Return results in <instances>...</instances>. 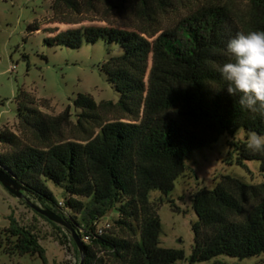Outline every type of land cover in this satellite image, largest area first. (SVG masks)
<instances>
[{
    "label": "trees",
    "instance_id": "obj_1",
    "mask_svg": "<svg viewBox=\"0 0 264 264\" xmlns=\"http://www.w3.org/2000/svg\"><path fill=\"white\" fill-rule=\"evenodd\" d=\"M136 1L149 21H154L155 7L165 11L172 2ZM245 1L251 31H264V0ZM59 6L80 12L78 0H54L52 11ZM55 24L70 25L53 20L48 27ZM44 27L34 24L28 32L48 33L44 42L49 47L77 50L98 41L119 46L121 54L105 61L101 71L119 96L118 107L135 120L96 123V133L91 130L83 140H65L61 133L64 117L46 118L30 108L19 92L18 133L0 132V145L6 148L0 154V169L41 209L69 225L84 243V264H176L184 260L181 250L160 246L158 208L150 194L167 198L188 169L187 156L222 136L232 139L229 162L234 160L241 168L246 162H257L264 173V153H253L246 146L249 133L264 134V118L241 109L238 98L222 89L226 84L219 72L231 59L226 52L228 41L240 32L217 7L193 13L174 29L151 33L112 26L63 31ZM73 106L81 111L80 127L82 121L96 119L97 106L90 96L78 94ZM239 132L245 137L235 141ZM49 185L62 190L63 207L58 206ZM261 187L225 175L212 189L193 195L197 220L192 225L191 264L220 256L240 261L264 256V200L254 201ZM109 212L117 213L118 232L98 235L96 223ZM73 215H81L84 226ZM66 232L64 238L72 244L79 264L81 255L70 231ZM5 233V255L38 256L47 264L32 228L10 218ZM84 237L89 241L84 242Z\"/></svg>",
    "mask_w": 264,
    "mask_h": 264
},
{
    "label": "rangeland",
    "instance_id": "obj_2",
    "mask_svg": "<svg viewBox=\"0 0 264 264\" xmlns=\"http://www.w3.org/2000/svg\"><path fill=\"white\" fill-rule=\"evenodd\" d=\"M54 0H0V132L9 130L18 133L19 122L16 117L17 96L22 92V100L29 107L38 110L48 119L64 117L61 133L65 140H83L87 132L95 130L96 123L122 121L131 123L135 119L121 110L117 103L119 96L106 81L101 67L110 57L121 54L115 44L98 41L96 44H83L73 50L61 47H49L44 42L48 33L38 31L30 34L28 28L34 24L44 25L53 30H67L84 27L112 26L123 29H140L146 32L171 30L186 17L208 7H217L225 11L230 24L240 33L251 31L250 8L245 0H172L165 11L153 9L154 21L143 17L136 0H78L80 12L59 6L54 13L51 6ZM57 20L69 23L68 26L48 27V23ZM78 94L90 96L97 106L96 119L82 121L78 125L79 109L73 106ZM86 130V132H84ZM239 132L235 141L244 139ZM232 139L220 137L211 146L190 153L185 162L186 173L178 179L173 191L167 198H161L157 192L150 194V200L157 203L161 225L160 246L165 249L181 250L184 260L176 264H191L194 234L192 225L196 216L192 209L193 195L201 189H212L221 176L234 175L243 178L252 186H262L257 200H264V173L257 162H246L245 168L228 161L232 151L228 145ZM0 145V154L5 151ZM233 159L236 158L232 154ZM57 203L65 200L60 188L49 185ZM31 204L41 205L24 194ZM163 203H159V200ZM172 201L167 202L165 200ZM83 202H86L83 199ZM59 206V205H58ZM76 216V215H73ZM79 221L81 215H77ZM21 226L32 228L39 244L45 250L47 264H76L75 250L65 239L66 229L55 230L45 220L38 217L27 205L26 200L16 199L0 185V264H43L38 256H7L5 252L6 233L9 219ZM117 213L109 212L96 223L97 229L113 233ZM264 264V256L246 260H237L220 256L204 264Z\"/></svg>",
    "mask_w": 264,
    "mask_h": 264
},
{
    "label": "clouds",
    "instance_id": "obj_3",
    "mask_svg": "<svg viewBox=\"0 0 264 264\" xmlns=\"http://www.w3.org/2000/svg\"><path fill=\"white\" fill-rule=\"evenodd\" d=\"M230 62L219 68L230 97H237L242 110L264 118V31L238 33L226 45ZM247 148L264 153V134L251 132Z\"/></svg>",
    "mask_w": 264,
    "mask_h": 264
},
{
    "label": "water",
    "instance_id": "obj_4",
    "mask_svg": "<svg viewBox=\"0 0 264 264\" xmlns=\"http://www.w3.org/2000/svg\"><path fill=\"white\" fill-rule=\"evenodd\" d=\"M0 185L13 197L16 199H24L26 200L27 205L36 213L44 216L49 221L57 224L58 226H61L63 228H66L70 231L71 237L75 243V246L78 250V252L81 255L79 264H84V243L77 237V235L71 231L69 225L65 223L60 217H58L56 214L50 212L49 210H43L36 205H33L30 203V201L24 196L21 187L19 184L11 179L2 169H0Z\"/></svg>",
    "mask_w": 264,
    "mask_h": 264
},
{
    "label": "built area",
    "instance_id": "obj_5",
    "mask_svg": "<svg viewBox=\"0 0 264 264\" xmlns=\"http://www.w3.org/2000/svg\"><path fill=\"white\" fill-rule=\"evenodd\" d=\"M58 205H59L60 207H63V202H62V201L59 202ZM102 232H103L102 229H98V230H97L98 235H101ZM83 241H84V242H88V241H89L88 237H84V240H83Z\"/></svg>",
    "mask_w": 264,
    "mask_h": 264
}]
</instances>
